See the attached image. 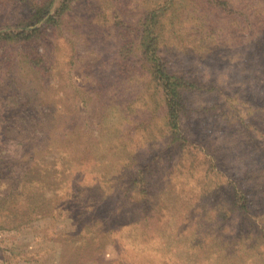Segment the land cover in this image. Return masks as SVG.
I'll return each instance as SVG.
<instances>
[{
  "label": "rangeland",
  "instance_id": "obj_1",
  "mask_svg": "<svg viewBox=\"0 0 264 264\" xmlns=\"http://www.w3.org/2000/svg\"><path fill=\"white\" fill-rule=\"evenodd\" d=\"M40 2L0 0V34ZM70 6L0 38V264H264V0Z\"/></svg>",
  "mask_w": 264,
  "mask_h": 264
},
{
  "label": "trees",
  "instance_id": "obj_2",
  "mask_svg": "<svg viewBox=\"0 0 264 264\" xmlns=\"http://www.w3.org/2000/svg\"><path fill=\"white\" fill-rule=\"evenodd\" d=\"M74 0H63L61 4L55 9L52 13V8L55 0H42V2L34 6V11L31 14L26 15L19 22L21 30L19 32H4L0 34V38L6 40H16L22 38H28L34 33L39 32L40 27H34L33 29L27 30L30 26H34L37 23L42 21H55L61 18L63 14L70 9V2ZM153 19L154 16H151ZM161 32L147 30L143 39L147 41L141 46L142 55H146L147 59L152 63L150 70L155 74V78L160 81L161 87L164 89L167 95V107H168V116L171 120L172 126L171 129L174 132V135L179 133V122H180V112L182 110V89L188 87L186 81L171 72L166 67L163 59L160 56V38ZM173 140H178L175 136Z\"/></svg>",
  "mask_w": 264,
  "mask_h": 264
}]
</instances>
